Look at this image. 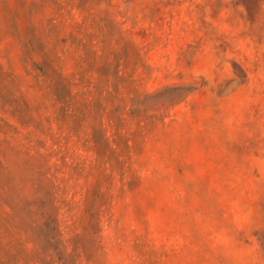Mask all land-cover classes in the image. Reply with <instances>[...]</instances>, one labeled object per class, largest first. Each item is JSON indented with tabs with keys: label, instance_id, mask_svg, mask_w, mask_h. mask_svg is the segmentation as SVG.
Instances as JSON below:
<instances>
[{
	"label": "rangeland",
	"instance_id": "374dc122",
	"mask_svg": "<svg viewBox=\"0 0 264 264\" xmlns=\"http://www.w3.org/2000/svg\"><path fill=\"white\" fill-rule=\"evenodd\" d=\"M0 264H264V0H0Z\"/></svg>",
	"mask_w": 264,
	"mask_h": 264
},
{
	"label": "trees",
	"instance_id": "16d2710c",
	"mask_svg": "<svg viewBox=\"0 0 264 264\" xmlns=\"http://www.w3.org/2000/svg\"><path fill=\"white\" fill-rule=\"evenodd\" d=\"M48 218H49L50 221H52V222L54 221V220H53V215L48 214V215H47V219H48Z\"/></svg>",
	"mask_w": 264,
	"mask_h": 264
}]
</instances>
